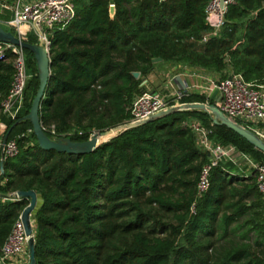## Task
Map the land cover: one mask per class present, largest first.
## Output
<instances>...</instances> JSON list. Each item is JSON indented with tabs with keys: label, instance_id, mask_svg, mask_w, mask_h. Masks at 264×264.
I'll use <instances>...</instances> for the list:
<instances>
[{
	"label": "trees",
	"instance_id": "1",
	"mask_svg": "<svg viewBox=\"0 0 264 264\" xmlns=\"http://www.w3.org/2000/svg\"><path fill=\"white\" fill-rule=\"evenodd\" d=\"M209 1L75 0L74 19L49 36L51 75L39 110L46 135L85 142L128 123L141 82L161 63L202 68L221 79L229 69L246 83L264 85V0H237L219 37L201 43ZM28 43L38 42L30 36ZM23 53L32 78L16 120L28 114L39 84L33 56ZM12 60L10 52L0 60V120ZM182 103L206 100L190 94ZM16 120L4 133L18 153L3 162L0 195L36 192V264H264L263 199L254 177L220 163L198 197L208 157L187 123L199 121L216 145L232 146L256 163L264 165V154L227 128L210 126L205 113H175L84 156L41 150L31 124L11 128ZM27 205L0 198V249Z\"/></svg>",
	"mask_w": 264,
	"mask_h": 264
},
{
	"label": "built area",
	"instance_id": "2",
	"mask_svg": "<svg viewBox=\"0 0 264 264\" xmlns=\"http://www.w3.org/2000/svg\"><path fill=\"white\" fill-rule=\"evenodd\" d=\"M74 1L16 0L12 7L0 4V9L11 12V18L6 22H0V25H5L22 42L28 43L30 35L34 36L37 42H41L48 51L49 37L43 30L52 33L54 30L67 27L75 16ZM236 1L223 0L222 4L220 0L209 1L204 12L208 34L202 36L201 43L219 37L226 23L227 9ZM7 52L13 56L14 74L8 94L1 103L0 155L3 154V160L13 158L18 153L14 139L7 140L4 147H2V139L8 123L22 114L25 91L32 78L27 69L23 50L9 44H0V60L6 59ZM195 77L198 83L191 86L185 82L179 83L177 78L173 77L164 87V93L150 91L146 85L147 81L143 80L140 94L131 103L129 122H137L185 104L182 103L183 98L190 94H197L205 98L206 104L212 102L211 105H214L228 120L264 139V85L246 83L240 74H235L231 70L223 79L204 72L196 74ZM187 126L194 135L196 147L208 157V162L202 167L197 182L198 197L208 191L212 170L220 163L228 162L234 166L244 164L252 172L257 192L264 199V165L254 162L248 155L232 146L216 145L209 138L210 129L204 127L199 121L190 120ZM29 134L30 131H27L20 137H27ZM51 134H54L53 130ZM0 262L1 264L28 263L27 238L20 217L0 249Z\"/></svg>",
	"mask_w": 264,
	"mask_h": 264
},
{
	"label": "water",
	"instance_id": "3",
	"mask_svg": "<svg viewBox=\"0 0 264 264\" xmlns=\"http://www.w3.org/2000/svg\"><path fill=\"white\" fill-rule=\"evenodd\" d=\"M223 3V0H220ZM115 15L114 5L109 7V17L113 18ZM40 34V33H39ZM0 44H9L14 47H18L23 51L29 52L34 59L35 68L38 76V89L31 102V106L27 115L19 118L12 125L11 128L23 123L29 122L32 127V133L35 137L38 147L43 151H55L58 153H65L75 156H84L94 152L100 145L108 142L115 138L119 134H122L128 130L136 127L154 122L156 120L168 117L175 113L186 112V111H197L205 113L211 120L212 126H222L238 135L241 139L245 140L255 150L264 154V139L259 138L251 131L242 126L228 120L214 105L206 103H185L179 106L172 107L166 111H162L158 114L152 115L146 119L137 122H128L119 126H116L110 130L103 132H97L93 134L85 142H72L69 138H49L40 124L39 110L41 102L44 98V93L48 85L50 78V56L49 52L43 47L41 42L37 44H30L20 41L16 38L11 31H5L0 25ZM161 59L152 60L153 64L161 63ZM134 79L139 78V73H132ZM8 134H5L2 139V147L6 144ZM3 154L0 155V176H4L3 171ZM0 198L4 200H26L28 205L22 211L20 215V221L23 226L25 236L27 238L28 248V263L36 264L35 260V241L33 235V225L31 216L37 206V194L36 192L30 191H18L10 196L0 195ZM1 264V262H0Z\"/></svg>",
	"mask_w": 264,
	"mask_h": 264
},
{
	"label": "rangeland",
	"instance_id": "4",
	"mask_svg": "<svg viewBox=\"0 0 264 264\" xmlns=\"http://www.w3.org/2000/svg\"><path fill=\"white\" fill-rule=\"evenodd\" d=\"M6 19H10V17H6ZM1 27L5 30V31H10L5 25H1ZM47 36L49 37L51 32H48L47 30H43ZM205 34H208L205 33ZM32 36V35H30ZM33 37V36H32ZM167 65H184V64H171V63H161L159 66H156L153 70V72L151 73V75L148 76V78L146 79L147 81V86L149 87L150 91H155V92H160V93H164V87L168 85V83L171 81V79L173 77H176L174 75H176L174 73V68H172L170 71H165V70H161V67H165ZM164 72V73H163ZM167 72V73H166ZM163 73V75L161 74ZM142 84V82H141ZM140 84V86H141ZM162 86V89L160 88ZM224 163H228V162H224ZM234 166V165H233ZM235 167V174H237L238 176H243L244 178L246 177H250L253 176L252 172L244 165V164H240ZM263 207L261 209L262 211V218L264 219V199H263Z\"/></svg>",
	"mask_w": 264,
	"mask_h": 264
},
{
	"label": "crops",
	"instance_id": "5",
	"mask_svg": "<svg viewBox=\"0 0 264 264\" xmlns=\"http://www.w3.org/2000/svg\"><path fill=\"white\" fill-rule=\"evenodd\" d=\"M15 2H16V0H0V4H3L5 6H9V7H12L15 4ZM24 2H26V1H24ZM6 17L11 18V12L0 9V22L8 21L9 19L7 20ZM172 68H174V70H175L174 73L176 75H174V76H176L177 81L179 83L185 82L189 86H191L195 83H198V80L195 77V75L200 73V72H204V73H207L209 75H214V76L220 77V74L209 72V71H206V70H204L202 68H198V67H191V66H188L186 64H184L182 66L181 65H167L165 67H161V70L162 71L163 70L170 71ZM228 71H229V69L225 70L223 72V74H226ZM163 73H161V74L163 75ZM160 88L162 89V86Z\"/></svg>",
	"mask_w": 264,
	"mask_h": 264
}]
</instances>
